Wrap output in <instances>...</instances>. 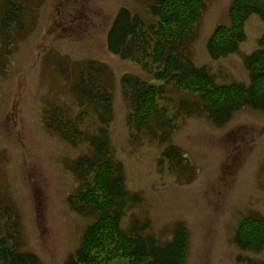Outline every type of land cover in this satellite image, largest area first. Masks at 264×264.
<instances>
[{"label":"rangeland","instance_id":"374dc122","mask_svg":"<svg viewBox=\"0 0 264 264\" xmlns=\"http://www.w3.org/2000/svg\"><path fill=\"white\" fill-rule=\"evenodd\" d=\"M232 1L206 0L185 51L194 66L207 67L216 85L246 88L250 79L242 59L264 34L260 17L244 22L236 54L213 60L206 52L214 30L230 25ZM12 4L19 18L6 33L0 28V234L10 239L12 233L10 245L35 254L41 264H65L93 222L68 205L78 187L70 165L90 152L84 138L99 129L91 108L80 115L74 93L77 77L92 65L103 70L99 80L112 95L108 136L123 164L126 189L141 195L124 211L122 230L147 221L143 234L160 245L171 241L180 224L187 233L184 264H264V252L242 251L233 242L243 218H264V114L242 108L217 126L198 111L196 95L165 83L157 109L166 118L153 114L137 129L130 123L133 105L124 80L156 82L148 72L155 68L108 52L105 34L120 9L150 27V2L0 0V25ZM55 110L79 130L75 146L49 130ZM170 146L179 150L180 164L163 157Z\"/></svg>","mask_w":264,"mask_h":264},{"label":"trees","instance_id":"16d2710c","mask_svg":"<svg viewBox=\"0 0 264 264\" xmlns=\"http://www.w3.org/2000/svg\"><path fill=\"white\" fill-rule=\"evenodd\" d=\"M141 1L150 2L148 10L154 22L150 27L140 17L120 9L105 34L108 52L139 67L155 68L148 72L153 73L157 83L124 80L131 92V125L144 128L153 114L166 118L165 110L157 109L158 100L164 96L161 84L165 83L196 95L200 102L198 111L217 126H223L242 108L249 107L264 114V34L258 39L256 50L242 59L250 84L246 88L235 83L218 86L207 67L194 66L185 51V42L189 33L194 36L192 28L199 22L206 0ZM10 7L1 20V33L10 30L19 18L15 5ZM254 15L260 17L264 25V0H233L230 25L216 28L207 41L209 57L219 60L236 54L244 42V22ZM87 71H82L74 82V93L82 108L80 115L85 114L87 107L91 108L98 116L99 129L95 135L84 138L90 152L77 157L70 165L78 187L68 197V205L74 213L93 222L84 230L80 246L65 264H109L119 258L126 260V264H184L187 233L180 224L171 241L160 245L143 234L149 225L147 221L133 222L127 231L122 230L124 211L140 203L141 195L126 189L123 164L115 159L111 148L108 126L113 104L107 85L99 80L103 70L89 65ZM48 120L49 130H55L70 144L75 146L81 138L79 130L60 118L56 110ZM167 123L171 124V120ZM163 157L177 164L181 161L179 150L173 146ZM233 237L234 244L242 251L264 252V218H243ZM9 238L0 234V264H41L35 254L18 251L12 242L10 245L12 233ZM245 261L252 263L250 259Z\"/></svg>","mask_w":264,"mask_h":264}]
</instances>
